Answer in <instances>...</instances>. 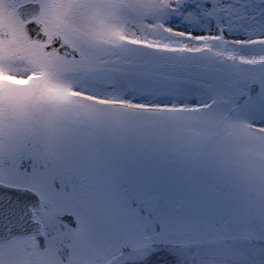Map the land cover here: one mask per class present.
Here are the masks:
<instances>
[{"label":"snow or ice","instance_id":"obj_1","mask_svg":"<svg viewBox=\"0 0 264 264\" xmlns=\"http://www.w3.org/2000/svg\"><path fill=\"white\" fill-rule=\"evenodd\" d=\"M19 9L0 264H264V0Z\"/></svg>","mask_w":264,"mask_h":264},{"label":"rangeland","instance_id":"obj_2","mask_svg":"<svg viewBox=\"0 0 264 264\" xmlns=\"http://www.w3.org/2000/svg\"><path fill=\"white\" fill-rule=\"evenodd\" d=\"M19 3L20 0H0V28H6L19 21Z\"/></svg>","mask_w":264,"mask_h":264},{"label":"water","instance_id":"obj_3","mask_svg":"<svg viewBox=\"0 0 264 264\" xmlns=\"http://www.w3.org/2000/svg\"><path fill=\"white\" fill-rule=\"evenodd\" d=\"M18 11H19L20 15H22V12H21V10L19 8H18Z\"/></svg>","mask_w":264,"mask_h":264}]
</instances>
